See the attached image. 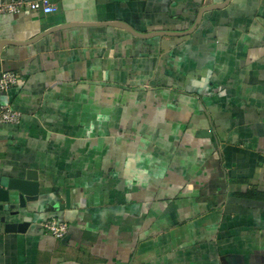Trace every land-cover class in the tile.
Wrapping results in <instances>:
<instances>
[{
	"label": "crops",
	"instance_id": "1",
	"mask_svg": "<svg viewBox=\"0 0 264 264\" xmlns=\"http://www.w3.org/2000/svg\"><path fill=\"white\" fill-rule=\"evenodd\" d=\"M47 2L0 17V264H264V0Z\"/></svg>",
	"mask_w": 264,
	"mask_h": 264
},
{
	"label": "built area",
	"instance_id": "2",
	"mask_svg": "<svg viewBox=\"0 0 264 264\" xmlns=\"http://www.w3.org/2000/svg\"><path fill=\"white\" fill-rule=\"evenodd\" d=\"M56 7L48 4L47 0L24 1V0H0V17L3 15H18L27 12H43L50 14L55 12ZM21 82L20 75L16 72H4L0 76V92L5 93L18 86ZM22 113L13 110L8 105L0 106V124L20 125ZM43 229L56 239H63L69 230L65 221L52 218L42 224Z\"/></svg>",
	"mask_w": 264,
	"mask_h": 264
},
{
	"label": "water",
	"instance_id": "3",
	"mask_svg": "<svg viewBox=\"0 0 264 264\" xmlns=\"http://www.w3.org/2000/svg\"><path fill=\"white\" fill-rule=\"evenodd\" d=\"M1 194L5 195V202L10 204L9 208L11 215L19 216L21 210H26L28 208L29 203L38 201L39 183L2 177L0 178V195ZM12 200L15 202H12ZM1 221L5 223L6 218L2 217ZM29 227L30 224L27 222L5 224L7 233H25Z\"/></svg>",
	"mask_w": 264,
	"mask_h": 264
},
{
	"label": "trees",
	"instance_id": "4",
	"mask_svg": "<svg viewBox=\"0 0 264 264\" xmlns=\"http://www.w3.org/2000/svg\"><path fill=\"white\" fill-rule=\"evenodd\" d=\"M253 195H255V194H251V193H250V197L253 196Z\"/></svg>",
	"mask_w": 264,
	"mask_h": 264
}]
</instances>
